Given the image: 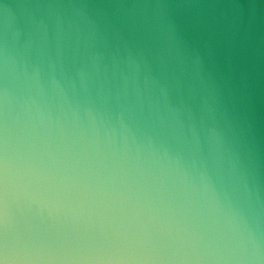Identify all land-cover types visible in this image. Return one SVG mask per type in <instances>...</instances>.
<instances>
[{"label":"water","instance_id":"95a60500","mask_svg":"<svg viewBox=\"0 0 264 264\" xmlns=\"http://www.w3.org/2000/svg\"><path fill=\"white\" fill-rule=\"evenodd\" d=\"M0 264H264V0H0Z\"/></svg>","mask_w":264,"mask_h":264}]
</instances>
